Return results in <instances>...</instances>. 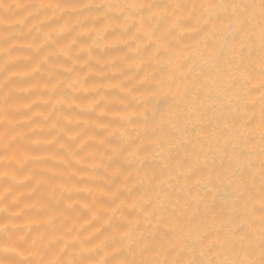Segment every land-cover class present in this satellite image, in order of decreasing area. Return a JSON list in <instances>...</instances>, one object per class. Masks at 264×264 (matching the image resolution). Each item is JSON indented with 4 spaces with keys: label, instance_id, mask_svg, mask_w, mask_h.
<instances>
[{
    "label": "bare ground",
    "instance_id": "6f19581e",
    "mask_svg": "<svg viewBox=\"0 0 264 264\" xmlns=\"http://www.w3.org/2000/svg\"><path fill=\"white\" fill-rule=\"evenodd\" d=\"M259 2L0 0V264L259 261Z\"/></svg>",
    "mask_w": 264,
    "mask_h": 264
},
{
    "label": "snow or ice",
    "instance_id": "6c2138e0",
    "mask_svg": "<svg viewBox=\"0 0 264 264\" xmlns=\"http://www.w3.org/2000/svg\"><path fill=\"white\" fill-rule=\"evenodd\" d=\"M131 8H137L139 7L141 10H145L150 7H154L153 5H136L132 4L129 5ZM203 7L209 8V9H227L228 7H231L234 10V19L239 25L238 30L235 33V36L241 37V38H247L252 39V34L247 31V25L249 22V19L251 16L255 15V9L259 8V16H260V41H261V56H260V88L262 89L261 92V142L262 145H264V0H260L259 4L255 3H244V4H231V5H225V4H207L203 5ZM239 10V14L235 15V11ZM252 10L251 14L249 16H245V12ZM219 13H217V16ZM211 18V17H210ZM231 26V25H230ZM252 119L250 118L248 120V123H252ZM262 155H264V147H262ZM261 175L264 177V160H262L261 163ZM260 224H261V231H260V259L259 261L252 259L250 261H245L243 259L237 260V261H224L223 264H264V196H262L261 203H260ZM69 264H74V262H69ZM120 264H136V262L132 261H123L120 262ZM143 264H149V262L145 261ZM179 264V262H177ZM209 264H217V262H209Z\"/></svg>",
    "mask_w": 264,
    "mask_h": 264
}]
</instances>
